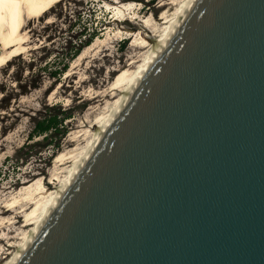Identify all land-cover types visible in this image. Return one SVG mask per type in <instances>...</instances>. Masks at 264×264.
Listing matches in <instances>:
<instances>
[{"label":"water","instance_id":"95a60500","mask_svg":"<svg viewBox=\"0 0 264 264\" xmlns=\"http://www.w3.org/2000/svg\"><path fill=\"white\" fill-rule=\"evenodd\" d=\"M11 264H264V0H192Z\"/></svg>","mask_w":264,"mask_h":264},{"label":"rangeland","instance_id":"374dc122","mask_svg":"<svg viewBox=\"0 0 264 264\" xmlns=\"http://www.w3.org/2000/svg\"><path fill=\"white\" fill-rule=\"evenodd\" d=\"M174 1L61 0L40 19L26 22L22 33L28 31L30 48L0 69V264L12 259L25 232L33 228L23 227L27 223L23 207H33L39 191L47 190L48 195L59 185L53 179L66 176L73 164L71 155L87 144L98 117L118 97L110 85L122 70L135 71L142 63L166 26L165 16L170 19L184 0ZM92 33L91 49L84 47L80 53L87 50V58L71 60L75 46L86 43ZM64 63L67 71L59 80L53 78L51 73ZM53 105L72 113L65 134L47 142L39 137L35 139L39 146L29 148L34 123L45 106ZM39 183L45 189L39 190Z\"/></svg>","mask_w":264,"mask_h":264},{"label":"bare ground","instance_id":"6f19581e","mask_svg":"<svg viewBox=\"0 0 264 264\" xmlns=\"http://www.w3.org/2000/svg\"><path fill=\"white\" fill-rule=\"evenodd\" d=\"M60 1L61 0H0V44L2 46L1 47L2 51L0 52V69L6 63H8L11 58L17 55H21L23 53L26 54V51L30 48V46L28 48V42L30 41L28 38V35H29L28 31H26L24 35L22 33L25 25H27L26 22L32 19H40V17H43L47 12L52 10L53 7ZM176 1L177 0H175L172 3L177 4ZM191 2L192 0L182 1V5L179 6V8L175 9V12L172 14V17L170 19L169 17L165 16L164 19H167V21H165L164 24H166V26H164L162 30H160L161 34L159 35L160 36L159 39L153 42L148 54L146 55L142 63L138 66V68L135 71H132L131 70L132 68H126L122 70L119 73L118 77L115 79V81L110 85L112 91H115L116 93L119 92V94L117 95L118 96L117 99L110 106V109L106 113L104 112L105 114L98 117L97 124L95 125V132L92 134L87 144L83 148H81L80 151L71 155L73 164L71 168L67 170L68 173L66 174V176H64L62 179H53V181H59V185L56 186L55 190L51 191L48 195H45L47 193V190L46 191L42 190L45 188H43V186H41V184L39 183L38 186L40 188L38 189L42 190L41 192L39 191L40 197L37 195L39 197V200L36 203L33 202L34 200L32 201L33 203L31 202L32 205L34 204L33 207L29 206V204L28 206L25 205L26 208L23 207V211H22L23 213H25L26 218H27L25 219L27 223L23 227L33 226V228L28 233L25 232V235H24L25 237H24L22 244L20 243L21 245L17 247L16 253L13 255L12 259L6 264H11L15 260L19 251H21L24 248V245L27 242L30 235L36 231L38 226L44 220L45 216L47 215L49 211V208L54 205L59 195L60 189L63 188L65 184L69 183L74 167L79 164L81 159L84 157L86 151L92 145L96 133L100 132V130L107 124L110 117L113 115L115 110L122 103L128 90L132 87L134 82L137 80L139 75L143 72V70L149 63L152 55L155 53L157 45L161 44L165 40L166 36L170 32L174 23L180 18V15L184 12L185 7ZM118 11L120 13L122 12L121 10H118ZM144 42H145V39H142L141 43L143 44ZM146 45L147 43H145V46ZM89 47H88V50H89ZM87 55H88V51L85 50L80 55L78 61L86 59ZM134 63L135 62L133 61L132 64ZM104 96L107 97L108 95L105 94ZM91 102L93 103L96 102V98H93ZM63 159H64V155H61L59 157V161L61 162ZM36 193H38V191ZM27 196H25V198H27ZM13 201L14 203H16L15 200ZM8 212L9 211H4L5 214ZM15 218H16V224H18L19 222L17 220L19 217L16 216Z\"/></svg>","mask_w":264,"mask_h":264},{"label":"trees","instance_id":"16d2710c","mask_svg":"<svg viewBox=\"0 0 264 264\" xmlns=\"http://www.w3.org/2000/svg\"><path fill=\"white\" fill-rule=\"evenodd\" d=\"M94 35L95 33H92L86 43H83L78 47L75 46L71 55V60H74L76 57H78L84 47H87L91 44ZM68 67V63H64L63 67L58 71L51 73V76L59 80L60 77L65 73V71H67ZM44 109L45 112H42L43 114L40 119L34 123V127L28 136V141H34L33 143H31V145H28L29 148L39 146V140L35 141V139L39 137H43L42 142H47L50 138H54L59 135H64L66 132L65 122L71 119L72 117V113L68 112L67 110H62L56 105L45 106ZM29 157H32V155H30ZM25 162L26 160L23 162V164H25ZM19 164L20 161H17V166H19Z\"/></svg>","mask_w":264,"mask_h":264}]
</instances>
